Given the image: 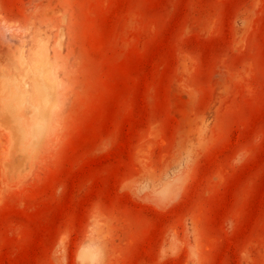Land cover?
<instances>
[{
    "label": "rangeland",
    "instance_id": "rangeland-1",
    "mask_svg": "<svg viewBox=\"0 0 264 264\" xmlns=\"http://www.w3.org/2000/svg\"><path fill=\"white\" fill-rule=\"evenodd\" d=\"M0 264H264V0H0Z\"/></svg>",
    "mask_w": 264,
    "mask_h": 264
},
{
    "label": "bare ground",
    "instance_id": "bare-ground-1",
    "mask_svg": "<svg viewBox=\"0 0 264 264\" xmlns=\"http://www.w3.org/2000/svg\"><path fill=\"white\" fill-rule=\"evenodd\" d=\"M23 56L20 57V61L23 62L24 58H22ZM24 71L26 73L32 72L33 69H29V67L24 68ZM37 72V78L35 79V83H36V89H35V93L37 96V102H38V108L37 110H35V115L39 120H43V113L47 111V107L50 104V99L52 97V93H50L51 91L49 90V85L46 82L45 79V73L42 72V70H40L39 68L36 70ZM19 91L20 89L18 88L14 99L16 100L19 97ZM15 110V107L12 105H9L7 107V113L12 114Z\"/></svg>",
    "mask_w": 264,
    "mask_h": 264
}]
</instances>
